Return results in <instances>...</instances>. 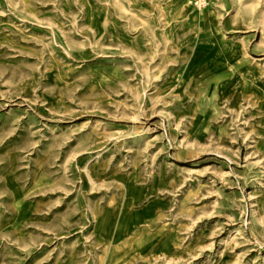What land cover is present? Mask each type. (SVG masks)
Here are the masks:
<instances>
[{
    "label": "rangeland",
    "instance_id": "obj_1",
    "mask_svg": "<svg viewBox=\"0 0 264 264\" xmlns=\"http://www.w3.org/2000/svg\"><path fill=\"white\" fill-rule=\"evenodd\" d=\"M0 264H264V0H0Z\"/></svg>",
    "mask_w": 264,
    "mask_h": 264
},
{
    "label": "built area",
    "instance_id": "obj_2",
    "mask_svg": "<svg viewBox=\"0 0 264 264\" xmlns=\"http://www.w3.org/2000/svg\"><path fill=\"white\" fill-rule=\"evenodd\" d=\"M210 2V0H192V3L196 6V7H203L208 5Z\"/></svg>",
    "mask_w": 264,
    "mask_h": 264
},
{
    "label": "bare ground",
    "instance_id": "obj_3",
    "mask_svg": "<svg viewBox=\"0 0 264 264\" xmlns=\"http://www.w3.org/2000/svg\"><path fill=\"white\" fill-rule=\"evenodd\" d=\"M117 262V261H116Z\"/></svg>",
    "mask_w": 264,
    "mask_h": 264
}]
</instances>
